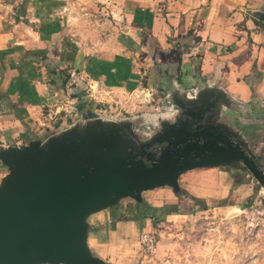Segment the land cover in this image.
<instances>
[{
    "label": "crops",
    "instance_id": "1",
    "mask_svg": "<svg viewBox=\"0 0 264 264\" xmlns=\"http://www.w3.org/2000/svg\"><path fill=\"white\" fill-rule=\"evenodd\" d=\"M181 103L235 133L264 167V0H0V146L46 140L58 113L73 114L66 130L88 111L129 123L140 144L192 118ZM112 111L123 118H106ZM238 181L228 169L194 168L177 194L221 204L231 195L235 205L253 193ZM136 213L133 200L91 214V252L120 264L123 239L147 225Z\"/></svg>",
    "mask_w": 264,
    "mask_h": 264
},
{
    "label": "water",
    "instance_id": "2",
    "mask_svg": "<svg viewBox=\"0 0 264 264\" xmlns=\"http://www.w3.org/2000/svg\"><path fill=\"white\" fill-rule=\"evenodd\" d=\"M179 107L192 118L140 144L130 140L129 123L88 111L85 124L46 140L0 146L10 170L0 184V264H106L88 247L87 218L125 198L142 202L143 192L158 187L178 193L179 177L190 169L238 170L264 187V167L235 133L195 116L186 103Z\"/></svg>",
    "mask_w": 264,
    "mask_h": 264
},
{
    "label": "rangeland",
    "instance_id": "3",
    "mask_svg": "<svg viewBox=\"0 0 264 264\" xmlns=\"http://www.w3.org/2000/svg\"><path fill=\"white\" fill-rule=\"evenodd\" d=\"M69 109L67 107L66 112ZM118 112H108L106 118H123ZM43 113L49 114L44 111ZM59 114L54 116L58 118ZM70 115L73 119V114ZM60 119L58 127L51 124L54 131L51 136L55 135L62 123L64 125L61 128L69 127L67 117ZM9 172L8 166L0 162V184ZM187 177L185 176V181L189 179ZM232 177L234 187L239 182L238 179L249 181L253 185V193L235 205L232 204L234 200L231 195L227 203L221 204L218 198H192L183 189L177 194L170 186L143 192L142 197L148 201L146 202L158 210H152L155 214L146 218L145 227L134 230L123 239L126 241L121 243L124 248L119 253L123 258L117 259V263L264 264V187L246 174L232 172ZM198 178L199 176L190 181L202 183V179ZM203 181H206L205 185H209L213 180ZM132 201L131 198H125L122 203L129 205ZM103 215L100 219L104 218ZM125 215H120V218L131 216ZM113 240L114 244L115 240L119 241L118 238Z\"/></svg>",
    "mask_w": 264,
    "mask_h": 264
},
{
    "label": "trees",
    "instance_id": "4",
    "mask_svg": "<svg viewBox=\"0 0 264 264\" xmlns=\"http://www.w3.org/2000/svg\"><path fill=\"white\" fill-rule=\"evenodd\" d=\"M168 207V206H166ZM164 207V208H166ZM175 208V207H173ZM120 207L117 208V212L116 214L119 213ZM136 210L137 213L130 216L131 218H134L138 221V223H142L143 220H145L148 217H153L155 212L158 210L157 208L152 207L151 205H149L146 201H142L139 203H136ZM152 210H154L155 212L152 213ZM116 211V210H115ZM143 214V216H141Z\"/></svg>",
    "mask_w": 264,
    "mask_h": 264
},
{
    "label": "clouds",
    "instance_id": "5",
    "mask_svg": "<svg viewBox=\"0 0 264 264\" xmlns=\"http://www.w3.org/2000/svg\"><path fill=\"white\" fill-rule=\"evenodd\" d=\"M171 113V117H175L179 114V109H175V106H173L172 109L169 110Z\"/></svg>",
    "mask_w": 264,
    "mask_h": 264
}]
</instances>
